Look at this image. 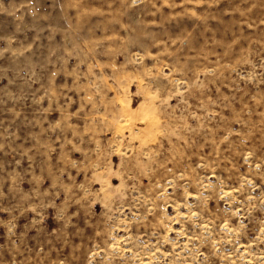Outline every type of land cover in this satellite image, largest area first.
<instances>
[{
  "label": "rangeland",
  "instance_id": "obj_1",
  "mask_svg": "<svg viewBox=\"0 0 264 264\" xmlns=\"http://www.w3.org/2000/svg\"><path fill=\"white\" fill-rule=\"evenodd\" d=\"M0 264H264V0H0Z\"/></svg>",
  "mask_w": 264,
  "mask_h": 264
}]
</instances>
